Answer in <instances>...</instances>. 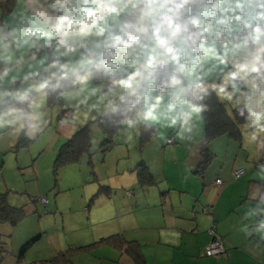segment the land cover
I'll return each mask as SVG.
<instances>
[{
	"label": "clouds",
	"instance_id": "9594fccd",
	"mask_svg": "<svg viewBox=\"0 0 264 264\" xmlns=\"http://www.w3.org/2000/svg\"><path fill=\"white\" fill-rule=\"evenodd\" d=\"M18 4L0 22V129L35 137L59 91L73 127L83 116L97 126L161 125L192 140L215 100L235 108L249 141L264 148V0ZM252 197L245 218L259 222L249 233L264 232V179Z\"/></svg>",
	"mask_w": 264,
	"mask_h": 264
},
{
	"label": "crops",
	"instance_id": "0c3cea01",
	"mask_svg": "<svg viewBox=\"0 0 264 264\" xmlns=\"http://www.w3.org/2000/svg\"><path fill=\"white\" fill-rule=\"evenodd\" d=\"M18 7V0H0V22L9 20ZM223 103L233 117L235 108ZM66 116H58L62 130L57 131L67 140L77 127L61 123ZM204 123H199L192 140L168 137L173 140L168 143L166 139V144H174L163 149L172 152L169 161L152 162L148 152V157L141 159L140 172L151 179L142 184L137 181L133 191H127L132 195L127 197L129 203L127 199L111 202L104 214L85 226L80 237L74 236L76 224L72 219H59L58 206L51 204L48 209L46 205L45 215L40 211L37 216L40 206L33 200L14 205L7 201L19 210L7 212L15 217L14 222L0 217V264H264V232L249 233L259 218H245L256 204L254 188L264 179L253 171L258 162L264 167V148L249 141L244 123L237 125V139L220 132L204 141ZM8 134L7 129H0V168L6 153L18 151L38 137L21 134L5 138ZM217 159L221 160L214 165ZM240 167L246 168L244 175L234 178L233 170ZM154 183L160 187H151ZM145 192L147 197H142ZM212 228L225 248L219 256H206L202 251L213 236ZM111 236L131 241L139 250L129 251L111 241Z\"/></svg>",
	"mask_w": 264,
	"mask_h": 264
},
{
	"label": "rangeland",
	"instance_id": "374dc122",
	"mask_svg": "<svg viewBox=\"0 0 264 264\" xmlns=\"http://www.w3.org/2000/svg\"><path fill=\"white\" fill-rule=\"evenodd\" d=\"M52 101L54 100H51L50 103ZM72 103L74 104L75 101ZM81 109L83 110V106ZM41 110L45 112L48 122L38 133L37 139L29 142L24 148L19 147L18 151L8 152L4 155V166L0 168V193H3L5 200L12 205L25 199L33 200L38 207L40 206L37 216L40 211L43 212L42 216L45 215L44 207L46 205H48V209L52 207L51 204L58 206L59 219L69 218L76 224L73 230L75 237L84 235L85 226L91 220L93 221V218L104 214L111 202L122 201L123 203V199H127L126 203H129L127 197L132 196L130 192L133 191L137 181L138 184H142L139 179L140 167H142L141 159L147 158L148 152L152 162L169 161L172 152L170 150L163 151V149L172 147L174 144H166V139L168 137H174L175 141L180 139L176 135V129L156 125L152 138L140 145V136L144 128L141 129L140 126L128 128L124 125L121 129L115 128L114 130H117L111 132L112 139L105 140L100 127L91 120L84 121L81 116V121L75 131L78 129L82 131L86 127L83 132L79 133V136L82 133L90 134L89 150L78 161L55 168L57 152L61 145L67 141V137L57 131L62 130V128H58L60 123L57 118L61 114L70 112L64 119L68 120V126L71 124L73 108L62 96L59 98V102H53L51 106L46 100ZM13 136L9 133L5 138ZM106 142L108 143L106 144ZM147 143L149 145H146ZM4 146L5 144L2 143L1 147L4 148ZM218 160L221 159H217L214 165ZM257 160L259 157L255 159L256 162H258ZM117 162L119 163L117 164ZM135 167H138L137 171L133 173L127 171ZM254 167L253 171L260 174L261 168H257L255 164ZM241 168L244 170L242 174L244 175L246 168ZM121 171L123 172L121 173ZM150 186L156 189L160 187L157 183ZM127 191L130 192L126 194ZM106 196H111V199H107ZM141 196L147 197V193L145 192ZM42 197L45 203L41 201ZM46 201H50V203L46 204ZM50 216L53 217V215ZM9 242L8 240L7 243Z\"/></svg>",
	"mask_w": 264,
	"mask_h": 264
},
{
	"label": "trees",
	"instance_id": "16d2710c",
	"mask_svg": "<svg viewBox=\"0 0 264 264\" xmlns=\"http://www.w3.org/2000/svg\"><path fill=\"white\" fill-rule=\"evenodd\" d=\"M59 98H61V95L59 93V91L57 92H53L51 95H49L47 97L48 100V104L49 106L52 105V103H57L59 102ZM58 99V100H56ZM51 100H54L51 102ZM212 110L205 113L204 114V141H210L212 140L216 135H218L220 132H225L227 134H229L230 136H232L233 138H238L239 137V129L237 127L238 124H243L245 123L244 119L242 117H239L236 114V110H233V117L229 116L226 112L225 109V104L222 103H217L215 100H213L212 102ZM69 115V113H66L65 115ZM97 126V125H96ZM124 125H118V126H112V125H99L100 127V131L101 134L103 135V138L106 140H110L113 138L112 133L111 132H115L116 130H114L115 128L121 129ZM86 127H84L85 129ZM140 128L142 129L143 127L140 126ZM83 129V130H84ZM83 130L81 131V129L75 131V133L69 138L67 139V141H65L60 149L57 152V156L55 159V165L57 167L60 166H64L66 164H70L72 162H76L80 159V157L83 154H86L89 150V146H90V134L86 133V134H80V132H83ZM155 133V128L153 129H149L145 132V129L142 130V134L140 136V145H142L144 142L146 143V140L148 141L150 138H152L151 136ZM108 142H106L107 144ZM106 147V145H105ZM207 158L204 157V162L206 161L205 159ZM257 167V166H256ZM241 168V167H240ZM259 168V167H257ZM237 169V168H236ZM235 170V169H234ZM233 170V171H234ZM233 174V172H232ZM140 182L143 181H148L149 179H151V177L149 178L148 176H145V178L143 177L142 174H140L139 176ZM19 209H16L15 207H12L11 205H9V203L5 200L4 194L0 193V217H2V219L4 220H9L10 222H14L15 221V217L11 216V215H7V212H14V213H18ZM216 236L218 237L219 235L216 234ZM220 238V237H219ZM111 241L116 242L119 246H126L127 250L129 251H135L137 252L138 249V245L133 243V242H129V241H125L122 237H118V236H111ZM205 248V246H204ZM204 248H203V254H204ZM205 255V254H204ZM59 259V258H56ZM55 260V259H54ZM68 261V258H65V262ZM56 261V260H55ZM45 264V263H43Z\"/></svg>",
	"mask_w": 264,
	"mask_h": 264
},
{
	"label": "built area",
	"instance_id": "2783aa9c",
	"mask_svg": "<svg viewBox=\"0 0 264 264\" xmlns=\"http://www.w3.org/2000/svg\"><path fill=\"white\" fill-rule=\"evenodd\" d=\"M168 143H172L173 140L171 138L167 139ZM257 167H262V162H258L255 164ZM244 170L242 168H237L233 171L234 178H238L243 174ZM217 183H220V179L216 180ZM41 201L45 203L44 198H41ZM210 233L213 235L211 240L207 243V245L204 248V254L206 256H219L224 253L225 248L223 245L222 240L216 236L215 230L212 228L210 229Z\"/></svg>",
	"mask_w": 264,
	"mask_h": 264
}]
</instances>
